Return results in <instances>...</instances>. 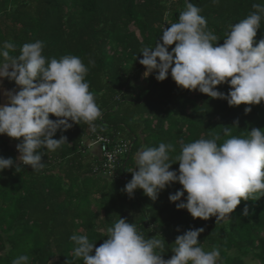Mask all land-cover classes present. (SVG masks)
Returning a JSON list of instances; mask_svg holds the SVG:
<instances>
[{"label": "trees", "instance_id": "trees-1", "mask_svg": "<svg viewBox=\"0 0 264 264\" xmlns=\"http://www.w3.org/2000/svg\"><path fill=\"white\" fill-rule=\"evenodd\" d=\"M189 2L202 8L208 30L221 39L220 44L229 24L254 11V3L264 4V0ZM184 9V0H0V45L15 43L16 51L10 54L18 55L24 43L40 40L42 54L49 59L79 56L89 67L85 79L102 111L96 132L131 145L113 177L95 174L101 158L89 151L86 141L93 131L81 121L57 131L54 138L67 137L60 148L39 149L44 154L40 171L22 165L18 172L15 167L0 172V264H11L22 254L29 256V264H83L69 237L85 234L98 247L106 229L120 217L134 223L146 239H165L164 259L173 254L177 235L203 227L200 246L205 251L218 247L219 264H247L244 257L249 254L264 264V197L242 199L229 218L216 222L214 216L193 218L186 209L176 208L178 202H170L169 194L182 188L179 182L162 190L156 201L142 189H136L132 198L122 191L132 177L127 170L135 166V154L142 147L172 143L174 157L182 143L201 137L220 135L222 143L229 138L224 128L241 137L253 127L264 128V101L245 113L248 105L229 106L224 99L182 89L170 75L164 81H157L155 74L143 77L140 49L154 47L166 24L177 22ZM262 37L264 18L256 39ZM216 87L227 93L230 86ZM50 118L56 119L52 114ZM0 156L15 159L18 152L3 142ZM178 168L179 162L170 166ZM245 207L248 215L243 214Z\"/></svg>", "mask_w": 264, "mask_h": 264}, {"label": "clouds", "instance_id": "clouds-1", "mask_svg": "<svg viewBox=\"0 0 264 264\" xmlns=\"http://www.w3.org/2000/svg\"><path fill=\"white\" fill-rule=\"evenodd\" d=\"M184 3L178 21L166 24L155 46L140 49L143 77L155 74L157 81H164L170 75L182 89L224 99L229 106L245 104V113L251 112V105L264 101V37L256 39L264 4L254 3V11L229 24L220 44L221 39L208 30L202 8L189 0ZM43 49V41L36 40L11 55L15 43L0 45V78L15 84L4 91L7 102L0 104V135L19 140L15 159L0 156V172L13 167L18 172L22 165L40 171L44 154L39 149L55 151L67 142L63 135L54 138L58 130L66 131L83 121L95 132V121L102 116L89 91L85 79L89 67L82 59L71 54L49 59ZM94 63L89 59L90 65ZM221 84L230 86L227 93L217 90ZM223 133L229 138L222 143L220 135L182 143L180 154L174 157L172 143L142 147L135 154V166L127 170L132 177L122 191L132 198L136 189H142L156 201L162 190L179 182L182 188L169 194L170 202H178L177 209L204 220L229 218L242 199L264 197V128L253 127L246 137L232 136L228 128ZM175 162H179L178 170H170ZM243 214L248 215L247 207ZM203 231V227L189 228L177 235L168 259L162 255L165 239H146L126 218L120 217L106 229V238L98 247L85 234L73 233L69 238L83 264H219L218 247L205 251L200 246L198 237ZM11 264H29V256L19 255Z\"/></svg>", "mask_w": 264, "mask_h": 264}, {"label": "built area", "instance_id": "built-area-1", "mask_svg": "<svg viewBox=\"0 0 264 264\" xmlns=\"http://www.w3.org/2000/svg\"><path fill=\"white\" fill-rule=\"evenodd\" d=\"M92 134V144L98 145L101 151V163L93 169V172L113 177L123 158L130 151V141L123 138L113 139L96 131Z\"/></svg>", "mask_w": 264, "mask_h": 264}, {"label": "crops", "instance_id": "crops-1", "mask_svg": "<svg viewBox=\"0 0 264 264\" xmlns=\"http://www.w3.org/2000/svg\"><path fill=\"white\" fill-rule=\"evenodd\" d=\"M14 87H15L14 82H10L6 78H0V104L7 102V98L4 96V91L8 89H12ZM3 142L16 148L17 142L15 141L14 138H10L7 135H0V145ZM86 145L89 147L88 149L92 154L96 155L98 158H101V151L98 145H93L91 139L86 141Z\"/></svg>", "mask_w": 264, "mask_h": 264}, {"label": "rangeland", "instance_id": "rangeland-1", "mask_svg": "<svg viewBox=\"0 0 264 264\" xmlns=\"http://www.w3.org/2000/svg\"><path fill=\"white\" fill-rule=\"evenodd\" d=\"M244 258H245V261L247 262V264H261L260 260L253 257L252 254H249V255L245 256Z\"/></svg>", "mask_w": 264, "mask_h": 264}]
</instances>
